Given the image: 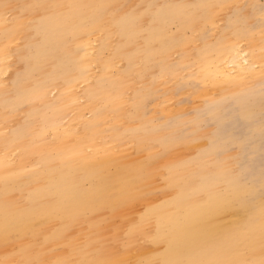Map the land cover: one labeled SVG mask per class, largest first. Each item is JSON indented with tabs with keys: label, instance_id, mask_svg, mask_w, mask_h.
Instances as JSON below:
<instances>
[{
	"label": "bare ground",
	"instance_id": "1",
	"mask_svg": "<svg viewBox=\"0 0 264 264\" xmlns=\"http://www.w3.org/2000/svg\"><path fill=\"white\" fill-rule=\"evenodd\" d=\"M23 1L15 2L21 5L11 27L1 28L6 16L0 10V85L9 83L0 94V126L21 104H31L28 119L17 117V126L0 142V244H13L0 251V264L5 259L42 264L56 249L60 258L47 264H262L264 18L257 1ZM4 5L6 0L0 9ZM32 10L39 17L28 20ZM217 22L224 23L219 27ZM188 32H198V45L189 46L196 38ZM111 35L116 45L110 58L99 59ZM21 38L23 44L15 48ZM15 56L22 68L10 76ZM154 67L165 78L156 93L170 92L163 99L151 92L148 75ZM181 69H189L188 74L180 77ZM144 80L149 84L135 98L151 97L149 106L134 103L139 123L114 128L116 136L109 141L102 125L111 111L104 99L116 100L114 119L119 122L130 110L125 85L136 87ZM94 84L107 91L98 104L95 89L87 87ZM184 86L191 90L187 102L198 104L188 128L183 100L177 99ZM56 88L59 93L53 97ZM83 88L89 99L80 103ZM38 98L43 101L39 113L33 107ZM64 108L72 111L68 119L59 110ZM31 118L39 119L37 129ZM207 125L206 132L202 127ZM127 137L139 138V151L143 138L161 147L162 179L155 178L160 157L153 153L145 159L125 149L107 153L120 149ZM34 138L40 147L34 146ZM27 162L44 163L45 170H25ZM43 176L46 183H37ZM27 181L31 187L24 198L13 201L11 190L22 189ZM171 184L177 188L170 194ZM137 202H145L146 208L128 220ZM102 209L105 216L98 214ZM74 216H85L89 229L81 243L67 241L69 249L63 252L58 236L78 221ZM56 217L60 222L48 230ZM116 217L127 220L121 244L104 237ZM25 237L38 239L30 244L22 241Z\"/></svg>",
	"mask_w": 264,
	"mask_h": 264
},
{
	"label": "rangeland",
	"instance_id": "2",
	"mask_svg": "<svg viewBox=\"0 0 264 264\" xmlns=\"http://www.w3.org/2000/svg\"><path fill=\"white\" fill-rule=\"evenodd\" d=\"M3 1L4 0H0V3H2ZM6 1H7V5H9V7L5 8L3 6L0 9L1 12H2V14H4L6 16L5 21L1 24V28L2 29H5L7 27H11L13 25L14 12L16 10H20V5H21V4L20 5H15V2H17L18 0H6ZM256 1H257L258 5L261 7V10H262L261 11V16H262V18H264V0H256ZM22 3H26L28 5H32L33 4V2L31 0H24ZM242 3L245 4L246 1L243 0ZM31 12H32L31 17L28 20H34V19H37L39 17V14H40L39 11L32 10ZM223 23L224 22H217V24H218L219 27H221L223 25ZM170 29L171 30H175L176 29V24H171ZM263 31H264V29H263ZM103 32L104 31H101L100 34L103 33ZM194 33H190V32L187 33L188 35L193 36L194 38H196V40L193 43H190L189 46H191V47L193 45H198L200 43V40H197V39H199L198 32H197V35H195ZM36 36H40V33L37 32L36 33ZM196 41H197V43H196ZM20 42H21V44H20ZM22 44H23V40L21 38L18 42H16L14 44V47L15 48H18ZM96 45L98 46L97 47V49H98L99 46H100V43L98 42V43H96ZM115 45H116V37L114 35H111L107 39L106 44L101 47V50H100V53H99V59L106 60L107 58H110L109 57V50L112 47H114ZM173 54L171 55L172 60H174V63L177 66H180L181 65V62H179V61L176 60L177 59V55L176 54L173 55ZM12 59L13 60L10 59V61L12 62V67L10 69L11 72H10V74H8L10 76L13 73H16L18 71V69H21L22 68L21 67L22 64L19 66V64L17 62V60H18L17 59V56H15V58L12 57ZM188 61H190V60H188ZM135 64H136V66H138L140 64V62H138V59H136V63ZM122 66H123L122 64H121V66L118 65L119 68H121ZM188 71H189V69H187V70L181 69V71H180L181 73H180L179 76L180 77L185 76L186 74H188ZM96 72H98V69H96ZM33 74H35V72ZM150 75L152 76V79H153L152 80V84L150 86L152 88L151 92H155V96L157 98H162L163 99L164 97H168V94L170 92H167L166 94H164V93H156V88L165 79L164 76L161 74V71H159L158 68L154 67L152 69V73L149 74L148 76H150ZM146 84L148 85L149 82L148 81L146 82V80H144L143 83H141L139 86H136V87L130 86L128 84L125 85L127 92H129V90H130V92H129L130 93V103H129V106L126 105V107L128 106L126 109H130V110H129V112H127L126 115L123 116L122 119H120L119 122H117L114 119V116H115L114 115V109H115V106H116V100L115 99L109 100L108 98L107 99H104L105 103L107 104L106 107L109 108L110 111H111V113L109 114V116L104 119V122H103V125H102V128L105 130V134H106V136H107V138H108L109 141H111L110 140L111 138H114L116 136V132L113 130L114 128H120V130H122L123 128H125V125H126V123L128 121L129 122L135 121V122L139 123V119L138 118H139V115L140 114L137 111V108H134L132 106H133L134 103L137 104L139 102V100L137 98H135V96L140 91V89H142V88H144L146 86ZM8 85H9V83H4V84L0 85V94H2L3 92L6 91V89L8 88ZM105 85L108 86L109 83L106 82ZM243 86H248V85L244 84ZM262 86H263V89H264V83H263ZM87 87H89L90 89H95L94 98L95 99H99V101L97 102V104L100 102V98H102L104 95H106V92L107 91H105V89H103V88L97 87L95 84L94 85H91V86H87ZM85 88H83L81 90L83 96L80 99V103H85L89 99V96L86 93H84V89ZM89 88H87V89H89ZM189 89H190L189 86H184L181 90H179L178 95L176 94L177 95V99L179 98L180 100H183L182 101L183 104L181 106H182V113H183V121H184V125H185L186 128L192 126V123H193L192 120H193V118L195 116V107L198 105L197 104V101L192 102V104H189L187 102L186 99L191 96V90L189 91ZM58 90L59 89L56 88V89H54L52 91V96L53 97H55V96L58 95V93H59ZM169 90H171V89H169ZM186 90H188V91H186ZM217 93L218 92H214L213 93V98H217L218 97L217 96L218 95ZM145 98L142 99V101L139 102V103L142 104V102H145V104L147 106H149V104L151 102V97H147L146 96ZM171 100L172 99H170V102H174L173 100L172 101ZM187 103H188V105H187ZM30 106H31V104H28V103L21 104L17 112L12 113V115L6 121H2L1 122V126H0V142L6 140L7 137H8L9 132L11 130H13L17 126V121H18V118L17 117H20L19 120L20 119H24V120H27L28 119V117H29L28 110H29ZM187 106H190V107L187 109ZM33 107L36 109V111L38 113L40 111H43V101L40 100V98H38L37 100H35L33 102ZM3 110H7V107H4ZM59 110L61 112H63L62 115L66 116V119H68L69 116L72 114V111L69 112L66 108L59 109ZM217 111H218V108L216 107V110L213 111V112H217ZM152 114L156 115L155 110H154V112ZM85 115L87 117H89L91 115V112L89 110H85ZM165 121H168V120L166 118H163V122H165ZM31 125H32L33 128L37 129L39 127V125H40L39 119L38 118H35V119H32L31 118ZM209 126L210 125H207V126L202 127V130H204V131L207 132L209 130ZM178 128H179V125L175 123L174 129H178ZM7 129H8V131H7ZM51 138H52V136L50 135V132H48L47 133V139L48 140H51ZM127 138H128V141H127ZM127 138L122 142V147L118 145V148H120V149L115 150V148H110L107 151V153L109 155H113L114 153L125 149L124 151L127 154L133 155V156L135 155V157H138L140 159H145L146 156L149 153H153L156 157H160L159 158V161L156 164L157 174H156L155 178L157 180L162 179V176H161L160 172L164 169V163L163 162H164L165 152L163 153L162 151H160L161 150V147L160 146H157L155 144V141H153L151 139L143 138V139H141V141L144 144L142 146L144 148L140 149V151H139V150L136 149L137 148V145L140 144V142L138 140L139 138H135V137L134 138L127 137ZM204 138L206 139V137H204ZM33 142H34V146H36V147H40L41 146V144L37 141L36 138H34ZM123 147H125V148H123ZM131 147H133V149ZM233 148L234 149L232 150L231 153L232 154H236V147H233ZM131 149L133 150V152H132ZM142 153H144V155ZM71 157L73 158V163L75 165H77L78 162H79V159L77 158V156H74L72 154ZM161 157H163V158L161 159ZM45 165H44V163L43 164L42 163L33 164L31 162H27V163L24 164L23 167H24L25 170H29V171H32V170L42 171V169L44 171L45 170ZM108 167H109V170H113L114 169L113 165H109ZM2 173H3V171H0V176H1ZM37 183H40V184L43 183V185H44L46 183V178L43 176V179L37 180ZM22 185L24 186L22 189H18V188H15L14 187L11 190V199L13 201H15V202H20L24 198L26 191L31 187V183L29 181L23 182ZM170 187H171V189L169 190V193L171 194L174 191V189L177 188V184H171ZM154 198H156V197H154ZM138 208H141V210L138 209ZM145 208H146V203L145 202H137L134 205L133 212L130 214V217H129L128 220H133L132 218L137 217V215L139 213H141L142 211H144ZM98 214H99V216H102V215L105 216L106 215L105 209L99 210ZM133 216H135V217H133ZM75 217L78 219V221L76 223L72 224L68 228L67 231H64V232L60 233V235L58 236L59 238H61V245L58 246V247L63 252H67L66 250L69 249L68 248V245H67V241H69V240H75L78 243H81V241L85 238V235L87 233V230L89 229V222L87 221V219H86L85 216L84 217L74 216V218ZM55 222H56V224H55ZM59 222H60L59 217H56L55 219L51 220L48 223V225H47L46 228L48 230H51ZM126 222H127V220L122 221L121 218H119V217L114 218L112 225H110V226H108V227H106L104 229V237H105V240H107L109 242V240H110L109 238L111 237V239H113V238L116 239L119 244L124 243L125 242L124 239H125ZM122 229H124V230H122ZM30 238H31V240H30ZM27 239H29V240H27ZM27 239L25 237L22 241H25V242H28V243L32 244L33 243V240H35L37 242V239L38 238L37 237H28ZM22 241H19L18 244H21ZM12 245L13 244H10V243H1L0 244V251L1 250H4V251L11 250ZM50 248H51V245L48 247V249H50ZM69 253H70V255H69ZM72 254H73V250L72 251L69 250L68 253H67V256L68 255L71 256ZM59 258H60V253L56 249L53 253H51L50 258L47 259L45 257V258H42L41 261H42V264H47V262H54V261L58 260ZM1 259H3V258L0 255V260ZM4 262H6V264H15V262L11 261V259H5Z\"/></svg>",
	"mask_w": 264,
	"mask_h": 264
},
{
	"label": "snow or ice",
	"instance_id": "3",
	"mask_svg": "<svg viewBox=\"0 0 264 264\" xmlns=\"http://www.w3.org/2000/svg\"><path fill=\"white\" fill-rule=\"evenodd\" d=\"M5 8L9 7V5H4ZM262 264H264V262H262Z\"/></svg>",
	"mask_w": 264,
	"mask_h": 264
}]
</instances>
